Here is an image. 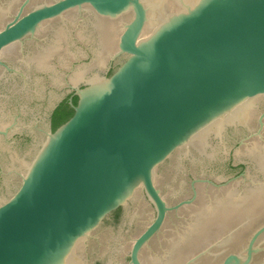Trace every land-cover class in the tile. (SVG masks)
<instances>
[{"label": "water", "instance_id": "1", "mask_svg": "<svg viewBox=\"0 0 264 264\" xmlns=\"http://www.w3.org/2000/svg\"><path fill=\"white\" fill-rule=\"evenodd\" d=\"M0 61V264H264V0H0Z\"/></svg>", "mask_w": 264, "mask_h": 264}, {"label": "flooded vegetation", "instance_id": "2", "mask_svg": "<svg viewBox=\"0 0 264 264\" xmlns=\"http://www.w3.org/2000/svg\"><path fill=\"white\" fill-rule=\"evenodd\" d=\"M3 62L5 65H7L4 61H0ZM8 66V65H7ZM0 68H3L0 66ZM5 69V68H3ZM113 74V72L111 73V75ZM71 86L67 87V90L63 96V98L58 101L57 103H54L51 107L48 109L47 112V126H46V130H45V134L50 132H55L60 126H62L63 124H65L74 114L73 108L71 106L74 105L76 106L77 104V97L74 95V92H72L70 89ZM72 113V116L65 118L66 114ZM62 120H64L63 122H61ZM18 123H12L10 126H8L5 131H0V137H4L5 138V142H7V139L11 136V130L15 127V125H17ZM58 124V125H57ZM23 137H21V139L19 138L20 141H28L29 138L31 137V135H22ZM3 140V139H2ZM1 140V142H3ZM2 146V145H0ZM232 168H236L235 166H232ZM238 168L242 169L241 170V174L244 173V166H239ZM236 168V169H238ZM207 184L217 188L218 186H221L219 184H215L212 181H205ZM195 188V187H194ZM195 190V189H194ZM117 212H120V209L117 210ZM138 237V236H137Z\"/></svg>", "mask_w": 264, "mask_h": 264}, {"label": "trees", "instance_id": "3", "mask_svg": "<svg viewBox=\"0 0 264 264\" xmlns=\"http://www.w3.org/2000/svg\"><path fill=\"white\" fill-rule=\"evenodd\" d=\"M65 116H66L65 118L70 117V116H72V113L66 114ZM63 121H64V120H62L61 122H63ZM57 125H58V124H57Z\"/></svg>", "mask_w": 264, "mask_h": 264}]
</instances>
